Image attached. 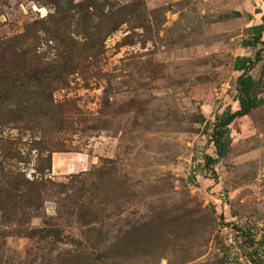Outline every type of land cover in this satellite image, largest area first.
I'll return each mask as SVG.
<instances>
[{
  "label": "rangeland",
  "instance_id": "rangeland-1",
  "mask_svg": "<svg viewBox=\"0 0 264 264\" xmlns=\"http://www.w3.org/2000/svg\"><path fill=\"white\" fill-rule=\"evenodd\" d=\"M262 14L264 0H0V264H264V31L245 43ZM257 53L259 105L218 157L234 63Z\"/></svg>",
  "mask_w": 264,
  "mask_h": 264
},
{
  "label": "trees",
  "instance_id": "trees-1",
  "mask_svg": "<svg viewBox=\"0 0 264 264\" xmlns=\"http://www.w3.org/2000/svg\"><path fill=\"white\" fill-rule=\"evenodd\" d=\"M253 29L255 31L256 36H254L252 39H246L245 43L247 45H251V44L254 45V42L260 39L261 33L264 31V14L261 15V23L254 25ZM258 56L259 54L257 53L255 59H251L249 57H237L234 63V68L236 70L242 71L237 82V90H238L237 101L239 104V108L236 111H232V112L226 111L216 118V121L213 126L212 142L215 148L216 155L218 157H222L226 154L227 147L229 144V140H228L229 124L236 117H241L246 115L250 110L256 108L259 105V100L256 99V92L254 91L253 88L254 81L250 75L245 73L247 68L250 65H252L255 60H257ZM64 70L65 69L61 70V72H63ZM29 79H31V77H28V80ZM33 184L35 183L33 182ZM7 192L9 191H6V193ZM28 192L29 189L28 191H26V193L22 195L27 196L29 194Z\"/></svg>",
  "mask_w": 264,
  "mask_h": 264
},
{
  "label": "crops",
  "instance_id": "crops-1",
  "mask_svg": "<svg viewBox=\"0 0 264 264\" xmlns=\"http://www.w3.org/2000/svg\"><path fill=\"white\" fill-rule=\"evenodd\" d=\"M63 155L61 154H58L56 155V158L59 160V161H62L63 160ZM75 160V167L78 169V170H84L87 166V163L85 161V159L83 158L82 155H80L79 157H75L74 158ZM88 162V161H87Z\"/></svg>",
  "mask_w": 264,
  "mask_h": 264
}]
</instances>
